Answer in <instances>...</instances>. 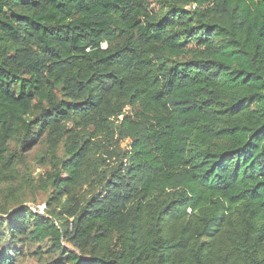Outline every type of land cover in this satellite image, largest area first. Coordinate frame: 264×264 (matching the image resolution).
<instances>
[{"label": "trees", "instance_id": "obj_1", "mask_svg": "<svg viewBox=\"0 0 264 264\" xmlns=\"http://www.w3.org/2000/svg\"><path fill=\"white\" fill-rule=\"evenodd\" d=\"M0 197V264H264V0H0Z\"/></svg>", "mask_w": 264, "mask_h": 264}, {"label": "rangeland", "instance_id": "obj_2", "mask_svg": "<svg viewBox=\"0 0 264 264\" xmlns=\"http://www.w3.org/2000/svg\"><path fill=\"white\" fill-rule=\"evenodd\" d=\"M41 149L42 148L40 145L32 148L26 158V163L28 166L25 168H30L28 172L31 174V176H28V178H34L32 181L37 180L39 175L44 174L47 169H51L50 165L42 167L41 164L35 160L37 152H39ZM21 193H23V196H20ZM17 194L18 202L26 201L24 204L31 207L34 211L39 210L40 213L46 212L45 202L47 200V194L40 188L32 186L28 189L27 187L23 188L19 186ZM64 246L67 249L71 248L68 243H64ZM16 247L18 248L20 254L16 259L17 264H55V262L60 259L63 253V248L53 247L51 246V243L37 244L24 242L16 244Z\"/></svg>", "mask_w": 264, "mask_h": 264}]
</instances>
